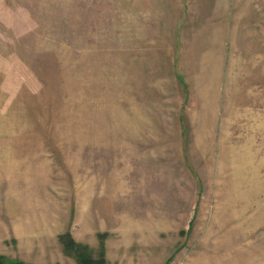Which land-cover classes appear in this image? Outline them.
<instances>
[{
  "label": "rangeland",
  "instance_id": "rangeland-1",
  "mask_svg": "<svg viewBox=\"0 0 264 264\" xmlns=\"http://www.w3.org/2000/svg\"><path fill=\"white\" fill-rule=\"evenodd\" d=\"M0 255L264 264V0H0Z\"/></svg>",
  "mask_w": 264,
  "mask_h": 264
},
{
  "label": "trees",
  "instance_id": "trees-1",
  "mask_svg": "<svg viewBox=\"0 0 264 264\" xmlns=\"http://www.w3.org/2000/svg\"><path fill=\"white\" fill-rule=\"evenodd\" d=\"M72 244H71V242L70 241H68V246H71ZM74 245V247L76 246L75 244H73ZM73 249H75L76 251H77V254H79L78 252H79V248L78 247H75V248H73ZM79 256H80V258L84 261V262H87L88 263V258L87 257H84L83 255H81V254H79ZM5 258L4 257H2L1 255H0V264H6L5 263Z\"/></svg>",
  "mask_w": 264,
  "mask_h": 264
}]
</instances>
